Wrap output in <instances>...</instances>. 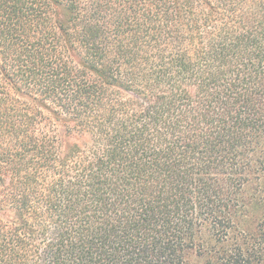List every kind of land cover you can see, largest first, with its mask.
Returning <instances> with one entry per match:
<instances>
[{"label":"trees","instance_id":"obj_1","mask_svg":"<svg viewBox=\"0 0 264 264\" xmlns=\"http://www.w3.org/2000/svg\"><path fill=\"white\" fill-rule=\"evenodd\" d=\"M264 264V0H0V264Z\"/></svg>","mask_w":264,"mask_h":264},{"label":"rangeland","instance_id":"obj_2","mask_svg":"<svg viewBox=\"0 0 264 264\" xmlns=\"http://www.w3.org/2000/svg\"><path fill=\"white\" fill-rule=\"evenodd\" d=\"M191 261H192V264H200V260L197 257H193Z\"/></svg>","mask_w":264,"mask_h":264}]
</instances>
